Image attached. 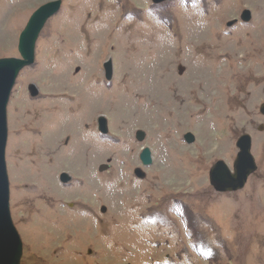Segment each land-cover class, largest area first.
Masks as SVG:
<instances>
[{
    "label": "rangeland",
    "instance_id": "374dc122",
    "mask_svg": "<svg viewBox=\"0 0 264 264\" xmlns=\"http://www.w3.org/2000/svg\"><path fill=\"white\" fill-rule=\"evenodd\" d=\"M48 1L0 0V57ZM263 103L264 0H62L7 103L20 264H264ZM244 134L257 168L217 192Z\"/></svg>",
    "mask_w": 264,
    "mask_h": 264
},
{
    "label": "water",
    "instance_id": "95a60500",
    "mask_svg": "<svg viewBox=\"0 0 264 264\" xmlns=\"http://www.w3.org/2000/svg\"><path fill=\"white\" fill-rule=\"evenodd\" d=\"M155 2L161 0H153ZM60 5V0H53L40 5L30 15L26 25L18 38V51L20 57L0 58V264H18L21 255V244L11 222L9 213V185L5 165V146L7 140L6 105L16 75L25 65L32 63L34 43L45 20L52 15ZM250 17L249 10H244L242 18ZM109 62L106 63L107 73L110 76ZM33 94L36 93L32 86ZM264 113V104L261 106ZM99 129L106 132V120L103 116L98 117ZM144 132L136 131V138L141 140ZM187 141L193 140L191 133L185 134ZM238 152L233 161V171L221 161H216L209 170V181L218 191H230L241 188L247 176L255 169L253 156L250 152L251 141L248 134L241 135L236 142ZM143 164L151 162L150 150L143 147L139 153ZM137 176L142 177L143 172L135 169ZM63 178L64 175H63Z\"/></svg>",
    "mask_w": 264,
    "mask_h": 264
},
{
    "label": "bare ground",
    "instance_id": "6f19581e",
    "mask_svg": "<svg viewBox=\"0 0 264 264\" xmlns=\"http://www.w3.org/2000/svg\"><path fill=\"white\" fill-rule=\"evenodd\" d=\"M151 34V33H150ZM218 80V79H217ZM178 185V184H177Z\"/></svg>",
    "mask_w": 264,
    "mask_h": 264
}]
</instances>
